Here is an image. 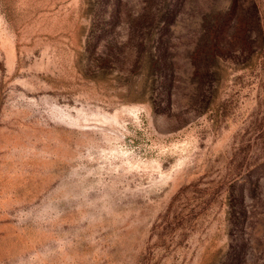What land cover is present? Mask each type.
Segmentation results:
<instances>
[{"label": "rangeland", "instance_id": "374dc122", "mask_svg": "<svg viewBox=\"0 0 264 264\" xmlns=\"http://www.w3.org/2000/svg\"><path fill=\"white\" fill-rule=\"evenodd\" d=\"M0 264H264V0H0Z\"/></svg>", "mask_w": 264, "mask_h": 264}]
</instances>
